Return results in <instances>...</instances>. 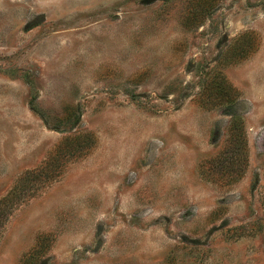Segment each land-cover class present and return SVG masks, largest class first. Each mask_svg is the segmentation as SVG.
<instances>
[{
    "label": "rangeland",
    "instance_id": "rangeland-1",
    "mask_svg": "<svg viewBox=\"0 0 264 264\" xmlns=\"http://www.w3.org/2000/svg\"><path fill=\"white\" fill-rule=\"evenodd\" d=\"M0 264H264V0H0Z\"/></svg>",
    "mask_w": 264,
    "mask_h": 264
},
{
    "label": "trees",
    "instance_id": "trees-1",
    "mask_svg": "<svg viewBox=\"0 0 264 264\" xmlns=\"http://www.w3.org/2000/svg\"><path fill=\"white\" fill-rule=\"evenodd\" d=\"M238 152H241V149L239 147L228 146L227 148H225V150L223 152H221L219 157H217L215 160H213V162L215 165L218 163H221L224 165H233L234 159H235L236 154ZM58 155H59V153H58ZM55 157H56V155L52 156L50 161H52ZM43 170H45V169H43Z\"/></svg>",
    "mask_w": 264,
    "mask_h": 264
}]
</instances>
